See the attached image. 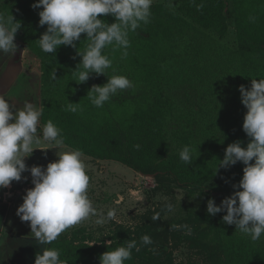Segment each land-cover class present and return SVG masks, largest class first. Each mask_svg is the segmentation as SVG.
<instances>
[{
  "label": "trees",
  "instance_id": "obj_1",
  "mask_svg": "<svg viewBox=\"0 0 264 264\" xmlns=\"http://www.w3.org/2000/svg\"><path fill=\"white\" fill-rule=\"evenodd\" d=\"M35 2L30 0L25 4L14 20L22 21L41 11L42 7L33 9ZM151 13L150 23H141L135 36L129 37L131 47L126 58H122L120 49L113 51L112 46L104 50L113 60V67L106 71L107 75L126 76L139 86H147L151 93L142 101L127 97L106 102L102 108L92 105L87 94L93 85L107 83L106 75L93 73L87 82H75L74 70L81 61L78 52H83L88 43L86 34L82 33L80 40L74 42L75 47L62 45L56 53H45L38 40L43 33L24 23L18 32L44 57L43 84L48 89L45 90L47 97L42 123L45 125L51 119L61 129L63 142L74 149L95 158L120 161L145 175L171 176L182 187L208 193L221 186H233L242 178L244 167L217 170L219 159L213 161L207 153L212 138L220 131L229 144L239 140L246 147L249 142L250 138L241 132L247 109L241 103L238 88L240 85L250 88L251 79L264 78V0H232V4L230 0H180L179 12L156 3L152 4ZM232 14L239 49L231 51L235 64L229 70L232 79L230 99L222 106L200 103L196 110L185 109L175 117V129L168 121L175 105L171 96L165 94L168 73L164 66L175 56L174 51L182 39L195 31L213 30L225 36ZM210 49V44L203 43L196 48V55L201 54V60H204ZM128 63L131 66L128 67ZM69 102L79 104L76 112L68 110ZM210 112L214 117L211 113L209 119H203ZM202 134L210 139L202 140ZM170 135L174 137L173 141ZM174 141H179L181 147L188 145L192 148L191 164L180 160L181 149L176 151L173 148ZM137 144L139 149L135 147ZM201 144L207 150L203 151ZM224 215L226 212L215 216L199 214L191 233L186 236L190 247L196 248L203 259L201 264H264V236L252 241L236 230L235 225L224 223ZM172 224L178 226L175 221ZM145 234L154 243L140 246L139 251L133 249L132 258L125 264H176L169 249L171 240L175 237L182 240V235L173 230L169 221L133 227L119 225L109 242L91 243L86 239L79 240L77 235H63L47 247L59 250L60 258L67 264H100L99 258L104 252L115 250L132 239L139 246L140 238Z\"/></svg>",
  "mask_w": 264,
  "mask_h": 264
},
{
  "label": "clouds",
  "instance_id": "obj_2",
  "mask_svg": "<svg viewBox=\"0 0 264 264\" xmlns=\"http://www.w3.org/2000/svg\"><path fill=\"white\" fill-rule=\"evenodd\" d=\"M152 4L153 0H36L33 9L42 7L38 12L39 25L47 26L38 39L39 47L45 53H56L62 45L75 47L74 42L80 40L82 33L86 34L88 43L83 52H78L81 61L74 70L75 82L85 83L93 73L106 75L107 83L93 85L87 94L92 105L102 108L118 93L135 87L126 76L106 74L113 67V60L104 50L112 46L113 51L120 49L122 58H126L131 47L129 33L136 32L141 23H150ZM102 15H111L115 22L108 24L98 18ZM20 28L21 23L12 15L0 12V60L16 55L15 36ZM238 90L241 103L247 109L242 129L250 139L246 147L239 140L229 144L217 170L241 162L245 166L243 176L233 184L236 190L219 206L214 198L208 199L207 213L215 216L226 212L223 222L235 225L236 230L255 242L264 236V78L251 79L250 88L240 85ZM37 101L33 95L31 100L25 99L22 106L17 107L0 94V188L21 181L22 173L30 172L34 187L26 190L16 215L21 221L29 222L31 237L37 244L50 245L67 229L92 217H96L97 225L108 223L114 219L115 210L110 209L104 214L94 207L88 196L90 176L79 149L58 151V159L48 163L46 168L26 165L25 158L38 149L34 145L40 144L41 139L53 144L52 148L63 144L61 129L51 119L42 128V137L37 134L44 111L43 104ZM78 106V103L69 102L67 108L76 112ZM135 147L139 149L140 145ZM179 158L191 164L192 148L183 146ZM23 179L27 180V177ZM164 211L173 213L175 206L167 203ZM160 219L159 213L152 216L153 221ZM0 229L4 230L2 225ZM153 243L147 234L141 236L139 246L136 240H127L115 250L104 252L99 258L100 264H125L132 258L133 249L139 251L140 246ZM34 264H67V261L60 258L59 250L44 247L42 254H36Z\"/></svg>",
  "mask_w": 264,
  "mask_h": 264
},
{
  "label": "rangeland",
  "instance_id": "obj_3",
  "mask_svg": "<svg viewBox=\"0 0 264 264\" xmlns=\"http://www.w3.org/2000/svg\"><path fill=\"white\" fill-rule=\"evenodd\" d=\"M29 1L0 0V12L15 17ZM230 1L232 4V0ZM156 3H163L173 11H180V0H153V4ZM98 18L105 20L108 24L115 22L108 15ZM18 22L21 23V27L27 23L42 33L47 28L46 25L43 27L39 25L37 12H34L31 18L26 16L24 20ZM20 34L17 31L15 36V43L18 45L16 55L11 59L5 57L0 60V94H4L10 103L16 104L17 107L22 106L23 100H31L34 95L38 98L37 102L42 103L45 107L44 100L46 101L47 97L45 90L48 88L43 84L44 57L29 46ZM135 34L136 32H130L129 37H133ZM182 40L181 45L174 51L175 56L167 66H164L165 72L168 73L165 94L171 96V101L175 105L172 111L173 116L168 115V121L175 129L177 127L175 117L181 115L185 109L196 110V105L200 103L213 105L216 103L215 105L222 106L225 101L230 99L229 91L232 79L229 70L235 64L231 51L239 49L233 14L229 19V30L225 36H220L213 30L200 29ZM203 43L210 44L212 49L204 55V60H201L202 55H196L195 50ZM129 66L131 65L128 63ZM134 85V88L118 93L113 100L118 101L131 97V99L142 101L151 93L147 86H139L135 82ZM211 113L213 115V112H210L203 119H209ZM206 124L209 123L206 122ZM43 126L41 116L37 133L41 137ZM170 138L172 140L174 137L170 135ZM201 139L209 140L210 138L202 134ZM225 140L226 136L222 131L217 137L212 138L210 151L207 155H211L213 161L223 159L225 149L229 145ZM214 142L216 143L214 144ZM233 142L235 141H231L230 144ZM43 143L35 146L38 149H35L30 157L25 158V161L28 160L26 165H47L58 159V151L75 150L65 142L58 148H52L54 145L50 142L44 141ZM45 146H48V150ZM173 148L179 151L182 148L180 142L174 141ZM200 148L203 151L207 150L203 144L200 145ZM82 159L86 165V172L90 176L88 196L93 201L94 207L98 213L104 214L108 210L114 209L115 217L104 225L95 224L96 217H92L67 229L60 236L77 235L79 240L86 239L91 243L109 242L119 225L133 227L143 223L169 221L173 230L182 235V240L179 237L171 240L169 251L173 252L175 263H204L197 249L190 247L191 243L186 240V236L191 233L198 215L207 213L208 199L214 198L215 204L219 206L225 197H229L236 190L233 186H221L208 193L182 187L171 176L145 175L117 160L95 158L84 153ZM242 167L245 166L237 163L230 169ZM29 186H18V189L24 191L18 192L19 194L14 195L13 189H11L12 194H7L8 202L14 204L12 210H7L8 213L6 205L8 206L9 203L3 202L6 199L4 192L7 189H0V225L4 228V230L0 229V258H2L0 264H34L36 254H42L43 248L47 247V245L37 244L31 237L29 222L21 221L16 215L18 206L23 203L22 198L26 194V189H30ZM167 203L175 206L173 213L164 211ZM156 213L160 214L161 219L153 221L152 216ZM165 217L167 218L165 219ZM173 221L178 226H174Z\"/></svg>",
  "mask_w": 264,
  "mask_h": 264
},
{
  "label": "crops",
  "instance_id": "obj_4",
  "mask_svg": "<svg viewBox=\"0 0 264 264\" xmlns=\"http://www.w3.org/2000/svg\"><path fill=\"white\" fill-rule=\"evenodd\" d=\"M41 142L43 143L44 141L41 139ZM44 144V143H43ZM38 145H40V144H38ZM38 145H34V146H38ZM46 147V149L48 150V146H45ZM47 152V151H46ZM25 163L26 164H28V160L27 161H25ZM29 168L31 167V166H33V165H27ZM36 166H44L45 168H46V166L47 165H36ZM23 177H27V180H25V179H23ZM31 174H30V172H24V173H22V179H21V181H19V182H17V181H13L12 183H11V185L9 186V187H7V188H5V197L7 196V194H12V190L11 189H13L14 190V195H16V194H19L18 192H24L23 190H21V189H18L17 187L18 186H28V185H30L28 188H32V186L34 187V185L32 184V182H31ZM30 180V181H29ZM10 187H13V188H10ZM0 189H2L3 190V188H0ZM27 190V189H26ZM26 192V191H25ZM0 193H1V190H0ZM17 197V196H16ZM3 202H5V203H9V205L7 206L6 205V212H7V210H12V208H14V204H11V202H8V197H6V199H4V201ZM8 213V212H7ZM12 213V212H11ZM10 213V214H11ZM14 217H15V215H14Z\"/></svg>",
  "mask_w": 264,
  "mask_h": 264
}]
</instances>
